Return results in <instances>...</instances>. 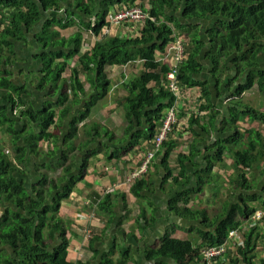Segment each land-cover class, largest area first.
I'll return each mask as SVG.
<instances>
[{"label": "trees", "instance_id": "16d2710c", "mask_svg": "<svg viewBox=\"0 0 264 264\" xmlns=\"http://www.w3.org/2000/svg\"><path fill=\"white\" fill-rule=\"evenodd\" d=\"M137 1L0 0V137L8 138L12 150H0V264H74L68 260L61 206L84 181L90 159L121 160L144 143L146 154L154 149L176 99L168 89L170 68L160 56L182 39L178 32H187L192 45L177 67L178 80L188 90L199 88L191 107L208 114L207 124L194 114L189 118L188 131L197 127L201 139L191 144L198 153L179 154L178 176L169 162L178 147L175 134L181 135L175 125L152 160L163 172L162 185L172 182L169 210L188 218L193 223L189 231L199 239L167 232L157 248L147 251L148 258L160 264H201L208 247L223 246L231 232H238L244 242H234L227 257L214 262L257 264L259 227L252 223L248 232L244 227L258 212L257 204L264 208V130L240 123L264 124V113L245 102L257 89L264 95V0H150L149 10L139 6L148 17L136 36L108 34L122 27L111 18L137 7ZM137 62L142 71L125 81L126 96L121 95L125 131L118 135L94 115L113 92L110 71ZM227 157L240 173L230 182L222 210L215 217L193 210L192 194L203 192L207 176ZM190 166L196 191L183 188ZM152 187L141 177L131 193L144 197ZM101 209L114 213L111 196ZM92 246L95 259L101 257ZM110 253L101 264L113 262ZM131 253L124 249L120 264H127Z\"/></svg>", "mask_w": 264, "mask_h": 264}, {"label": "crops", "instance_id": "0c3cea01", "mask_svg": "<svg viewBox=\"0 0 264 264\" xmlns=\"http://www.w3.org/2000/svg\"><path fill=\"white\" fill-rule=\"evenodd\" d=\"M130 36L132 37L135 35ZM126 68H129L128 73L123 74ZM135 68H137L139 74L142 71V63L137 62L135 65L131 64L128 67H116L110 71V77L114 86L113 92L115 95L120 94V96L111 100L113 106H111V104L106 107L100 105L99 109L95 112V119L99 120L101 123L109 124H111L113 116H117L119 121H123L122 117L125 119L121 95H124V97L126 96L125 81L136 77L135 73L137 72ZM116 72L119 73L117 74ZM66 74L69 77L70 71ZM80 78L83 81L86 80L83 75H81ZM198 89L199 88L190 89L192 96ZM114 110L116 112L112 115ZM181 112L182 108L179 118L184 116V113ZM207 115L208 114H199L198 112L194 114L196 118L201 117V124H207ZM187 117L189 121L191 115H187ZM249 123L250 125L248 126V121L244 122L245 128L252 127L251 129L257 130L263 128V124L259 122ZM256 125L258 126L254 128ZM121 130L123 132L125 131V125ZM185 130L184 134H175L178 147L172 152L169 161L170 167L177 176L182 171L178 166L179 154H189L191 152L198 153V151H193L191 149V144L201 139L200 136L197 135L201 134L202 131L197 127H194L193 130L189 129L188 131L187 126ZM118 135L121 134L118 133ZM211 137L213 139L215 137H223V135H212ZM5 138L7 137H2L4 140ZM139 148V150L135 148L121 160L108 161L104 155L90 159L84 181L77 185L70 199L63 202L59 217L67 222V234L70 240L68 260L70 262L74 264L78 262L82 264H101L104 262L102 261L104 259L102 256L111 252L115 254V259H113L111 264H120L124 262L122 260L124 249L130 248L132 253L131 257L127 258V264H160L159 260H150L147 251L157 248L167 232H173V237L190 240L193 235H196L193 231H189L188 227L193 223H191L188 218H179L169 210L168 201L171 199V196L174 195V188L171 180L165 185H162L163 172L159 166L156 167L154 161L152 162L154 164L150 166L149 172L144 174V177L142 176V178L149 180L153 186L151 191L144 192L145 199L143 196L137 197L131 193L132 185H124L126 177L130 172L137 170L144 160L147 144L144 143ZM227 158L219 169V165L215 168L213 175L207 176V185L209 183L211 187H209L210 190H213H211L212 197L210 200L212 207L215 204V200H217L216 193L220 192L222 188L221 185L224 186V182H226V175H224V173L232 174L231 169L234 167L232 163H235V161L234 159ZM198 164L199 161L196 160V165ZM194 166L187 167L186 174L184 175L186 178H182V182H185L183 188H189L191 191H196L197 189V180L194 178L192 171ZM218 173H221L223 177L219 176ZM252 175H249V177L255 179L256 174L252 173ZM230 178L235 180L237 177L233 173ZM217 179H219V181H217ZM232 180H229V183ZM205 188L203 192L192 194L190 207H192L193 210H199L193 208L194 203L202 200L201 195L204 194ZM227 195L230 194L222 195L221 199L225 200ZM108 196H111V206L114 213L101 209V206L104 205ZM203 200L208 201L205 199V196ZM256 208H258V212L262 214V218L259 220L255 219L257 212L253 218H248V221L252 222L253 226H258V231H260L261 234L259 251L256 258V263L260 264L264 261V208L261 207L260 204H257ZM112 217L114 221L112 225L109 226L110 218ZM245 228L246 227H244V230ZM245 231L248 232L249 229ZM198 239L197 235L193 238V240ZM92 240H95L93 244L90 243ZM92 245L96 252H102L101 257L95 259L93 249L89 248V246ZM231 258H233V256H229V259Z\"/></svg>", "mask_w": 264, "mask_h": 264}, {"label": "built area", "instance_id": "2783aa9c", "mask_svg": "<svg viewBox=\"0 0 264 264\" xmlns=\"http://www.w3.org/2000/svg\"><path fill=\"white\" fill-rule=\"evenodd\" d=\"M147 17L148 16L143 12V9L138 6L132 9L130 8L124 10L116 17L113 16L111 18V23L113 25L115 24L122 27L118 29L119 31L115 30V28H112V30L108 31L107 33L112 34L113 32H121L123 36L131 37L130 35H133L134 32L140 28L141 22ZM185 46L186 44L184 39L177 38V41L173 44H170L167 48V51H165L163 55L160 56V62L168 65L170 68L168 73V89L175 95L176 99L173 107L165 115L161 129L156 139L153 141L154 149L148 151L144 157V160L142 161V164L137 170L130 172V174L125 179L124 185L134 184L144 174L147 173L149 165L152 163V159L155 157L156 152L160 149L163 142L169 138L174 125L177 123L181 108L184 106L191 107L192 105L194 94L192 96L190 90L182 86L177 76V67L185 58ZM187 102L189 103L187 104ZM230 240L231 241L229 242H225V245L223 246L208 247L203 252L204 260L201 264H204V262H207L208 264H217V262H214V260L219 257L226 256L229 249L235 248L233 244L234 242H244L241 234L238 232H231Z\"/></svg>", "mask_w": 264, "mask_h": 264}, {"label": "rangeland", "instance_id": "374dc122", "mask_svg": "<svg viewBox=\"0 0 264 264\" xmlns=\"http://www.w3.org/2000/svg\"><path fill=\"white\" fill-rule=\"evenodd\" d=\"M140 5H142L145 9H150V0H139L138 2H137V6L139 7ZM139 29L140 28H138L137 30H136V33H134L133 35H135L136 36V34L139 32ZM116 32H113L112 34H110V35H112V36H114L113 34H115ZM178 33H180V36H181V38L182 39H184L186 42H187V46H185L186 47V51H187V48H189L188 46H190V48H192V45L190 44V39H189V36H188V33L187 32H178ZM130 38V37H129ZM128 70H129V68H126L125 69V71H124V74H126V73H128ZM135 71L137 72V73H135V76H137L138 75V70H137V68H135ZM121 72V71H120ZM117 74L119 73V72H116ZM87 88L89 89V86L87 85ZM90 90V89H89ZM197 93V92H196ZM117 96H118V94L117 95H115V93L113 92L112 94H110L105 100H103V102L101 103V106L102 107H106V106H110V104H111V106H113L112 105V103H111V100L112 99H116L117 98ZM194 98H199V97H197V95H196V97H194ZM245 102L248 104V105H250V106H252L253 108H255L258 112H260V113H264V95L262 94V93H260V91L257 89V91L256 92H251V93H248V95L247 96H245ZM110 108V107H109ZM97 109V108H96ZM198 109H199V106L198 107H194V109L192 108V107H190V109L187 111V112H181V113H184V116H182L181 118H179L178 117V120H177V123L175 124V130L176 131H179V130H181V134L183 133H185V131H184V129H186L187 128V126H188V117H187V115H192V114H197V112H198ZM187 113H190V114H187ZM115 114V113H114ZM113 114V115H114ZM122 119H123V121L121 120V121H119L118 120V117L117 116H113L112 117V119H111V128L114 130V131H116L117 133H119V134H122L123 133V131L121 130L123 127H124V125H125V119L122 117ZM250 121H248V126L250 125V123H249ZM240 126L242 127V128H244L245 127V124L244 123H240ZM258 125H256V126H254V128H256ZM263 128H264V124H263V126H262ZM249 128V127H248ZM252 128V127H251ZM262 128V130H264ZM54 131V130H53ZM54 132H56V131H54ZM188 143V142H187ZM3 149H6V153L7 154H9V153H11L12 152V150L10 149V144H9V140H8V138H5V140L4 139H2V138H0V150H3ZM228 159V158H227ZM232 165H234V162L232 163ZM231 173L233 174H235V175H237V174H239V172L240 171H237V169L235 168V167H232V169H231ZM219 174V176H222L223 177V175H221V173H218ZM232 174H225L224 173V175H226V178H225V181L226 182H224V186L223 185H221V189H220V196L218 197V199L217 200H215V204L213 205V207H212V205H211V203H210V200H211V197H212V194H211V190H210V186H209V183H208V185H207V187L205 188V192H204V194H202L201 195V201L200 202H197V203H194V207L193 208H196V209H202V210H205L206 211V213L207 214H210L209 216L210 217H215L221 210H222V207H223V205H224V203H225V201H226V199L228 200L229 199V195H227L226 196V199L224 200V199H221V197H222V195H225V194H230V192H229V190H231L232 189V187H230L231 185H230V183H229V180H232L230 177H231V175ZM250 175H252V174H250ZM253 176V175H252ZM210 184H211V182H210ZM210 187V188H209ZM213 191V190H212ZM205 196V199H207L208 201H204L203 200V197ZM199 200V199H198ZM190 207V206H189ZM201 210V211H202ZM260 217H261V213L260 212H258L256 215H255V219L256 220H259L260 219ZM251 226H252V222H250V221H247V223L245 224V230H248V229H250L251 228ZM246 232V231H245ZM67 236H68V234H67ZM194 237H196V235H193L192 236V238H191V240H193V238ZM111 254V253H110ZM109 255V254H108ZM111 258L112 259H115L114 258V256L113 255H111Z\"/></svg>", "mask_w": 264, "mask_h": 264}, {"label": "clouds", "instance_id": "9594fccd", "mask_svg": "<svg viewBox=\"0 0 264 264\" xmlns=\"http://www.w3.org/2000/svg\"><path fill=\"white\" fill-rule=\"evenodd\" d=\"M261 218H262V216H261Z\"/></svg>", "mask_w": 264, "mask_h": 264}, {"label": "bare ground", "instance_id": "6f19581e", "mask_svg": "<svg viewBox=\"0 0 264 264\" xmlns=\"http://www.w3.org/2000/svg\"><path fill=\"white\" fill-rule=\"evenodd\" d=\"M157 136V135H156Z\"/></svg>", "mask_w": 264, "mask_h": 264}]
</instances>
